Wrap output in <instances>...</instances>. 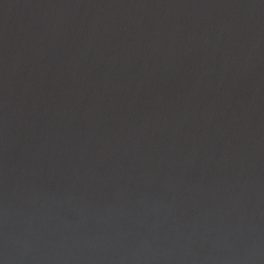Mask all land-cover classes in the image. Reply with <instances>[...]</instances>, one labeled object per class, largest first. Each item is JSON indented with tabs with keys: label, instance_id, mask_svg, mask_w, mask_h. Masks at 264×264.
Returning <instances> with one entry per match:
<instances>
[{
	"label": "water",
	"instance_id": "water-1",
	"mask_svg": "<svg viewBox=\"0 0 264 264\" xmlns=\"http://www.w3.org/2000/svg\"><path fill=\"white\" fill-rule=\"evenodd\" d=\"M0 264H264V0H0Z\"/></svg>",
	"mask_w": 264,
	"mask_h": 264
}]
</instances>
